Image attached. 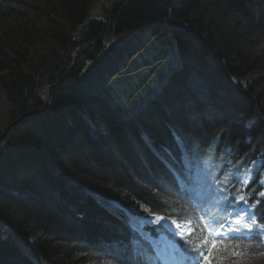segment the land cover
<instances>
[{
    "label": "trees",
    "instance_id": "16d2710c",
    "mask_svg": "<svg viewBox=\"0 0 264 264\" xmlns=\"http://www.w3.org/2000/svg\"><path fill=\"white\" fill-rule=\"evenodd\" d=\"M94 1L0 0V264H140L149 243L123 209L179 214L177 176L215 209L240 191L218 181L256 160L243 192L264 223V77L233 82L264 70L248 25L264 0H122L93 17ZM241 243L242 264H264L262 238Z\"/></svg>",
    "mask_w": 264,
    "mask_h": 264
},
{
    "label": "snow or ice",
    "instance_id": "6c2138e0",
    "mask_svg": "<svg viewBox=\"0 0 264 264\" xmlns=\"http://www.w3.org/2000/svg\"><path fill=\"white\" fill-rule=\"evenodd\" d=\"M251 163L255 166L257 161ZM239 171L240 165H237L233 172L226 173L223 180L218 182L228 184L235 179L240 191L234 192L230 199L221 197L216 201L215 209L202 205L198 211H195L197 205L191 203L194 189L186 179L177 176L176 183L188 197L181 212L176 215L165 212L161 215L144 208L148 215L135 221L141 232L145 224L158 226L155 230L164 241L163 245L149 242L148 248L138 246L135 254L140 264H242L239 258L244 254L243 250L254 245L241 242L264 237V223L258 222L253 211L261 201L255 200L254 195V203L249 204V197L243 192V188L250 183L248 174L251 170L245 169L242 176L236 175ZM258 195L264 197V192ZM241 204L246 206L241 207ZM176 238L183 244H178ZM258 255L264 257V251Z\"/></svg>",
    "mask_w": 264,
    "mask_h": 264
},
{
    "label": "rangeland",
    "instance_id": "374dc122",
    "mask_svg": "<svg viewBox=\"0 0 264 264\" xmlns=\"http://www.w3.org/2000/svg\"><path fill=\"white\" fill-rule=\"evenodd\" d=\"M121 1L122 0H95L94 1V4L92 5V8H91V14H92L93 17L94 16H99V14L102 15V13L104 11V7H113L114 8ZM239 2L241 3L243 1H239ZM249 17H250L249 18L250 22L248 23V25H250L251 28H255L256 27L257 30L259 29L260 30V33L263 34L264 33V23H260V21L262 19H264V6L262 7V12L259 13V17L258 18H257V15H256V17H254L253 16V13H251V12L249 14ZM263 22H264V20H263ZM261 24H263V25L261 26ZM263 77H264V70H259V71L253 70L251 72H248V73L244 74L243 76H240V77L236 78L233 82L236 83V84L237 83H241V85H243V84L246 85L249 82H252L254 80H257V79L263 78ZM210 98L212 100H214L215 106H217L218 109L221 110L220 116L223 115V117H224L223 120L225 122L231 124L230 122H232L231 120L233 119L232 117H233V114H234V113H232V115H231V112H232L231 108L229 106H225L222 103L220 104V102H217L216 100H218V98H216V97L213 99V97L210 96ZM187 101L183 102L182 104H176L175 105V108L180 109L181 106H182V108H184V106H187L189 104V102H190V101H188V102ZM237 127H238L237 129H240L239 128V125ZM256 161H257V164L255 166H253L251 164V166L248 168V169L251 170L249 172V174H248L249 175L250 182H251V180L253 178V172L255 170V167H257V165L260 164V162L258 160H256ZM209 165L210 164H207V166H209ZM211 166L212 167H207V168H205L202 171L206 176H210V177L214 176V174H215L214 166L213 165H211ZM104 174H106V173H104ZM243 174H244V172H243ZM243 174H241V176ZM260 177H261V182L260 183H261V186L263 187L262 189H264V168H262V170H261ZM96 197H98V196H96ZM98 199L99 200L101 199L102 201L106 202L108 205H111L116 210L117 209H123L122 207H124V206L121 205V203H119V201H116V200H114L112 198L98 197ZM240 206L241 207H245L246 205L241 204ZM253 210H255V208ZM134 211H135L134 210V207H130L129 210H124L123 209V212L125 213L126 216H128V217L131 216L130 217V223H131V226L133 227V229H138L139 230V228H137L136 225H135V221L140 220V219L146 217L147 215H141V214H138V213H136ZM46 218H48L50 222H52L53 219H54V217L53 216L51 217V215H48ZM148 218L151 219V217H148ZM145 225H147V224H145ZM144 226H143V228H144ZM41 237H44V236H41ZM155 239H157V238H155ZM151 240H152V244H154V245H157V243H164V241L161 240V237H159L156 242L153 241V238H151ZM158 245H162V244H158Z\"/></svg>",
    "mask_w": 264,
    "mask_h": 264
},
{
    "label": "water",
    "instance_id": "95a60500",
    "mask_svg": "<svg viewBox=\"0 0 264 264\" xmlns=\"http://www.w3.org/2000/svg\"><path fill=\"white\" fill-rule=\"evenodd\" d=\"M75 53L73 54V57L75 58ZM49 91V88H46L45 90H44V92H43V95H42V97H43V99L45 100V94L47 93ZM45 104L47 105V101H45Z\"/></svg>",
    "mask_w": 264,
    "mask_h": 264
},
{
    "label": "bare ground",
    "instance_id": "6f19581e",
    "mask_svg": "<svg viewBox=\"0 0 264 264\" xmlns=\"http://www.w3.org/2000/svg\"><path fill=\"white\" fill-rule=\"evenodd\" d=\"M47 100V99H46Z\"/></svg>",
    "mask_w": 264,
    "mask_h": 264
}]
</instances>
